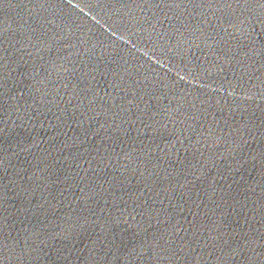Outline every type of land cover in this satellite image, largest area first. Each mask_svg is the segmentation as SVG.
Instances as JSON below:
<instances>
[{
    "label": "water",
    "instance_id": "95a60500",
    "mask_svg": "<svg viewBox=\"0 0 264 264\" xmlns=\"http://www.w3.org/2000/svg\"><path fill=\"white\" fill-rule=\"evenodd\" d=\"M0 264H264V0H0Z\"/></svg>",
    "mask_w": 264,
    "mask_h": 264
}]
</instances>
